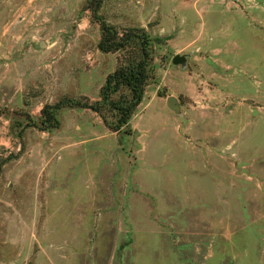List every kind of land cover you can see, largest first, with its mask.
<instances>
[{"label":"rangeland","instance_id":"1","mask_svg":"<svg viewBox=\"0 0 264 264\" xmlns=\"http://www.w3.org/2000/svg\"><path fill=\"white\" fill-rule=\"evenodd\" d=\"M90 1L0 0V264H264V0H102L152 45L129 134L48 119L115 67Z\"/></svg>","mask_w":264,"mask_h":264},{"label":"trees","instance_id":"2","mask_svg":"<svg viewBox=\"0 0 264 264\" xmlns=\"http://www.w3.org/2000/svg\"><path fill=\"white\" fill-rule=\"evenodd\" d=\"M101 1L91 0L88 5L93 18L98 20L99 38L96 46L100 52L118 54L115 67L105 76L96 99L82 97L78 100H59L49 107L48 119L54 122L56 112L63 107L85 108L94 112L109 132L129 134L128 121L150 78L152 45L141 27H116L99 19L96 12Z\"/></svg>","mask_w":264,"mask_h":264},{"label":"water","instance_id":"3","mask_svg":"<svg viewBox=\"0 0 264 264\" xmlns=\"http://www.w3.org/2000/svg\"><path fill=\"white\" fill-rule=\"evenodd\" d=\"M172 61L173 62H177V61H180V59H178L176 56H174L172 58ZM165 106L167 108L173 110V111H177V109H178V105H177V103L175 101V98L172 97V96L166 97V99H165Z\"/></svg>","mask_w":264,"mask_h":264},{"label":"built area","instance_id":"4","mask_svg":"<svg viewBox=\"0 0 264 264\" xmlns=\"http://www.w3.org/2000/svg\"><path fill=\"white\" fill-rule=\"evenodd\" d=\"M86 58L88 59V57L86 56Z\"/></svg>","mask_w":264,"mask_h":264}]
</instances>
